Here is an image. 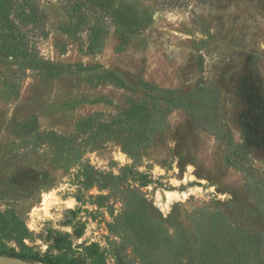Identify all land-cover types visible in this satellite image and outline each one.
Listing matches in <instances>:
<instances>
[{"label": "rangeland", "instance_id": "374dc122", "mask_svg": "<svg viewBox=\"0 0 264 264\" xmlns=\"http://www.w3.org/2000/svg\"><path fill=\"white\" fill-rule=\"evenodd\" d=\"M0 254L264 264V0H0Z\"/></svg>", "mask_w": 264, "mask_h": 264}, {"label": "water", "instance_id": "95a60500", "mask_svg": "<svg viewBox=\"0 0 264 264\" xmlns=\"http://www.w3.org/2000/svg\"><path fill=\"white\" fill-rule=\"evenodd\" d=\"M0 264H39V263H35L18 256L0 254Z\"/></svg>", "mask_w": 264, "mask_h": 264}]
</instances>
